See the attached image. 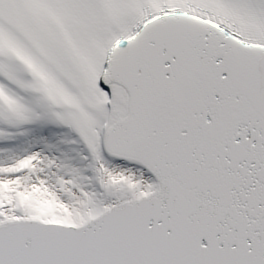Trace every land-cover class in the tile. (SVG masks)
Masks as SVG:
<instances>
[{"label":"snow or ice","instance_id":"6c2138e0","mask_svg":"<svg viewBox=\"0 0 264 264\" xmlns=\"http://www.w3.org/2000/svg\"><path fill=\"white\" fill-rule=\"evenodd\" d=\"M0 264H264V0H0Z\"/></svg>","mask_w":264,"mask_h":264}]
</instances>
